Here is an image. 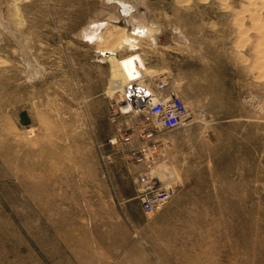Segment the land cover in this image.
<instances>
[{
	"label": "rangeland",
	"instance_id": "374dc122",
	"mask_svg": "<svg viewBox=\"0 0 264 264\" xmlns=\"http://www.w3.org/2000/svg\"><path fill=\"white\" fill-rule=\"evenodd\" d=\"M139 1L135 15L165 38L130 41L120 62L144 56L193 114L156 150L172 199L143 211L142 167L120 140L133 121L111 92L117 66L80 37L113 14L123 26V11L18 0L26 52L0 36V264H264V0Z\"/></svg>",
	"mask_w": 264,
	"mask_h": 264
},
{
	"label": "built area",
	"instance_id": "2783aa9c",
	"mask_svg": "<svg viewBox=\"0 0 264 264\" xmlns=\"http://www.w3.org/2000/svg\"><path fill=\"white\" fill-rule=\"evenodd\" d=\"M116 113L133 121L120 140L133 164L142 167L134 177L137 199L145 213L159 212L174 195V188L154 173L156 150L163 139L161 131L185 129L191 125L193 114L166 74L156 76L153 83L128 85ZM108 143L118 145V138ZM114 154L103 158L113 161Z\"/></svg>",
	"mask_w": 264,
	"mask_h": 264
},
{
	"label": "bare ground",
	"instance_id": "6f19581e",
	"mask_svg": "<svg viewBox=\"0 0 264 264\" xmlns=\"http://www.w3.org/2000/svg\"><path fill=\"white\" fill-rule=\"evenodd\" d=\"M108 1H109V4L107 3L108 5L115 7L118 11H120V9L123 11V16L125 15V19H124L125 24L123 25L124 27L120 25H114L116 19H119V15L113 14L111 15V17L108 16L109 18L105 20H94L90 22L86 26V28L82 31L80 37L82 39L89 40L90 43L95 42L102 44L99 45V46H103L104 48L103 50H101L100 53L101 55L104 53L102 55L103 56L102 60L110 63V65L115 64L117 66L114 67V75H116L118 79L117 82H115L112 85L111 92L115 91L114 95H118V97L122 98L124 96L126 87L131 83H138L140 85L146 83L143 80H141L140 77L136 78L135 72H137V70L141 69L142 72L141 77H148V78L149 77L155 78L157 76L155 75L157 71L150 67H145V63L148 62V60L143 55H142L143 58L140 57V58L132 59L129 62H120V58L118 56L120 52L119 50H121L123 47H130V49H134L136 47V45L132 43L133 42L132 40L134 39L140 40V42H142V39H146V41L149 42L150 45L153 44L155 47H157L160 44H158L159 39L155 37V35L157 33L160 34L161 31L158 27L152 28L147 24L146 22L147 19L144 17L145 14L140 15V13H137L135 15V12H141L139 0L137 3H134V5L132 4L130 5L129 4L130 2L128 1L127 3L125 2V0H108ZM13 2H14L13 10L15 12H12L10 10V4L9 5L7 4L8 5L7 7L0 0V36H4L6 38L13 37L15 43L25 53L26 52L25 45L27 41H25V39L22 38V36H20L18 32H16L20 28V25H22V16L20 13L21 10L18 6V0H14ZM131 9L134 11L130 12ZM161 34H162V38H165L164 37L165 34H163V32H161ZM181 36L182 35H180V33L175 31L174 37H172L171 34H169L168 37L173 38L172 40H174V38L179 39ZM130 41H132L131 42L132 44L130 43ZM28 63L31 65V67L34 68L32 62L31 63L28 62ZM35 73L39 74L40 72L36 70ZM175 91L179 94V91L177 90ZM170 165L168 164L167 166L164 163L162 167L161 165H159L160 167L158 166V168L157 166H155L154 173L156 174L158 179H160V181H163L166 184L173 181V175L170 171L172 169H170L169 167Z\"/></svg>",
	"mask_w": 264,
	"mask_h": 264
}]
</instances>
